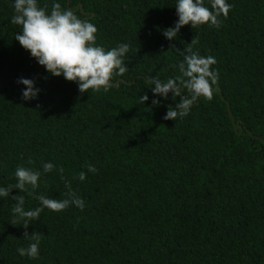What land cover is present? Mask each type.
Returning <instances> with one entry per match:
<instances>
[{
	"label": "trees",
	"instance_id": "obj_1",
	"mask_svg": "<svg viewBox=\"0 0 264 264\" xmlns=\"http://www.w3.org/2000/svg\"><path fill=\"white\" fill-rule=\"evenodd\" d=\"M38 3H60L94 24L97 46L128 44V70L107 92L80 93L20 46L14 0H0V187L17 182L18 166L42 173L33 195L29 187L0 197V264H264V0H226L220 27L185 25L174 40L162 33L178 20L177 0ZM192 38L194 51L215 58L218 83L211 100L165 120L179 97L154 96L147 81L180 75L175 49ZM19 78L34 81L37 98H22ZM69 189L83 210L45 208L27 228L41 233L38 257H21L17 248L31 241L11 196L32 210L35 196L62 200Z\"/></svg>",
	"mask_w": 264,
	"mask_h": 264
},
{
	"label": "clouds",
	"instance_id": "obj_2",
	"mask_svg": "<svg viewBox=\"0 0 264 264\" xmlns=\"http://www.w3.org/2000/svg\"><path fill=\"white\" fill-rule=\"evenodd\" d=\"M211 8L205 6L204 0H177L175 5L178 20L173 27L163 30V35L168 40L177 38L180 29L185 25L196 27L198 25L210 24L220 27L219 16L226 19L231 5L226 0H210ZM14 14L11 23L20 26V31L15 34L14 39L20 46L28 51L32 58H35L40 66L52 76H63L66 81L76 82L80 93H85L89 89L99 91L103 89L107 92L112 87L114 74L123 75L128 67L125 64V56L129 52V45L121 43L111 49L97 46L95 33L97 28L87 20H81L71 10L63 9L60 3H53L49 10V5L40 6L38 0H14ZM196 39L191 40L186 48L175 49L183 56V61L176 67L180 75L169 78L166 82L159 78L149 77L147 85H155L152 89L154 96L167 98L169 92L172 98L179 97V102L175 107L169 105L165 120H176L177 117L186 116L194 102L204 97L212 99L213 85L218 83V73L211 69L216 63L213 56L203 57L198 51L193 50V45L197 44ZM172 46H170L171 48ZM18 84H22V98L31 100L37 98L40 89L35 87L32 79L19 78ZM186 92L187 95L182 93ZM148 100L147 94L140 97L139 103L144 104ZM174 100V99H173ZM154 105L160 101L153 100ZM29 164L33 163L31 159ZM54 165L51 162L42 164L43 173L51 172ZM60 178L63 180L64 169L59 170ZM87 171L95 173L97 169L93 165L87 166ZM41 171L24 166H18L15 170L16 183L7 187H0V197H9L13 189L20 192L32 190L30 195L38 188V181ZM78 179L84 181L86 173H78ZM67 198L59 200L48 198L44 195L35 196L40 206L32 210H25V197L22 195H12L16 201L12 207L13 215L23 221L22 227L25 229L23 237L27 238V247L17 248L21 257L35 259L39 254L41 233L27 228L31 221H38L41 212L48 209L53 212H61L70 205H74L81 210L84 202L71 189L65 194ZM16 220L12 221V225Z\"/></svg>",
	"mask_w": 264,
	"mask_h": 264
}]
</instances>
